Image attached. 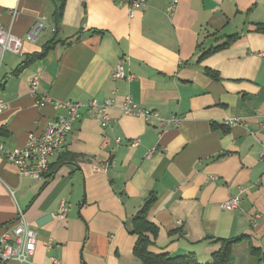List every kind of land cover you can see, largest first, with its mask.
<instances>
[{
  "label": "crops",
  "instance_id": "obj_1",
  "mask_svg": "<svg viewBox=\"0 0 264 264\" xmlns=\"http://www.w3.org/2000/svg\"><path fill=\"white\" fill-rule=\"evenodd\" d=\"M167 5L146 0L131 17L118 0H66L57 25L58 0H0L1 24L23 41L0 61V145L43 133L66 114L58 102L85 106L43 179L0 155V236L22 210L37 233L33 263L143 264L133 219L154 198L150 252L210 263L222 240L240 239L233 256L264 264V0H180L173 16ZM37 21L44 30L30 41ZM129 97L181 122L124 115ZM94 99L114 103L105 131L86 107ZM230 118L240 122L226 126ZM235 196L239 208L223 209Z\"/></svg>",
  "mask_w": 264,
  "mask_h": 264
},
{
  "label": "built area",
  "instance_id": "obj_2",
  "mask_svg": "<svg viewBox=\"0 0 264 264\" xmlns=\"http://www.w3.org/2000/svg\"><path fill=\"white\" fill-rule=\"evenodd\" d=\"M122 5L127 6L130 16L132 17L135 11L143 9L146 6V0H118ZM167 13L173 16L176 13L180 0H167ZM44 23L37 21L29 31L27 38L30 41H35L40 33L44 30ZM23 50V41L14 36L7 30L0 21V61L7 53L20 55ZM123 63L117 66L116 72L113 74L115 79H122L124 76ZM38 80L36 76L31 81L32 91L37 92ZM114 105L112 100H107L101 103L94 99L89 102L86 107L90 117L96 119L101 124L104 131L111 126L112 119L109 115V109ZM6 107L5 103L0 101V110ZM85 107L82 103L73 102H58L56 108L65 110L66 114H60L56 119L49 122L45 130L41 134L30 133L24 147L5 150L3 145H0V155L3 156L9 163L14 165L21 176H26L32 179L41 180L50 169V160L57 153L62 151L67 135L73 130L76 121L81 118V109ZM124 115L132 117H144L145 119H157L163 127H169L171 124H179L181 119L173 117L171 119H162L155 112L141 109L129 97L122 107ZM240 122L239 118H230L224 121L226 126H234ZM107 141V139L105 140ZM117 144L121 141L116 140ZM136 140L134 145H138ZM264 158V155H263ZM98 170V169H96ZM241 199L238 196L230 198L222 206L223 209L236 210L239 208ZM68 206L66 203H61L58 210V218L64 219ZM255 216L253 226H257ZM50 244H48V247ZM37 233L31 228L25 213L19 210L18 218L14 223L6 227L0 236V263L6 264L11 261H18L20 264H35L32 262V257L36 252ZM53 264H65L58 258L52 259Z\"/></svg>",
  "mask_w": 264,
  "mask_h": 264
},
{
  "label": "trees",
  "instance_id": "obj_3",
  "mask_svg": "<svg viewBox=\"0 0 264 264\" xmlns=\"http://www.w3.org/2000/svg\"><path fill=\"white\" fill-rule=\"evenodd\" d=\"M59 7L56 12V24L59 25L61 19L63 17V10L66 4V0H58ZM264 31V29H261ZM231 43L223 44L214 48L212 51L208 52H216L220 49H224L229 46ZM50 46L47 44L45 50H47ZM45 52H42L38 55L32 56V59H40L44 56ZM207 54V53H206ZM30 60L23 62L21 67H24L29 63ZM207 73L212 77L217 79L218 75L214 72L207 71ZM154 202V198H151L146 201V205L143 209L137 213V215L133 219L134 230L133 234L138 236L137 243L134 248V255L137 257L143 264H201L193 255L188 256H176L171 257L167 254H154L150 252L149 248L153 244L151 237H156L158 234V227L151 223L147 217V208L148 206ZM240 239L236 240H222L220 242L221 248L213 254L212 261L207 264H232V251L234 246L239 243Z\"/></svg>",
  "mask_w": 264,
  "mask_h": 264
},
{
  "label": "rangeland",
  "instance_id": "obj_4",
  "mask_svg": "<svg viewBox=\"0 0 264 264\" xmlns=\"http://www.w3.org/2000/svg\"><path fill=\"white\" fill-rule=\"evenodd\" d=\"M234 250V249H233ZM232 256H233V251H232ZM234 259V260H233ZM209 261H203V263H207ZM258 264L260 263L259 260H254L253 262L249 261L248 254L245 253V251H239L238 254H234L232 258V264Z\"/></svg>",
  "mask_w": 264,
  "mask_h": 264
}]
</instances>
